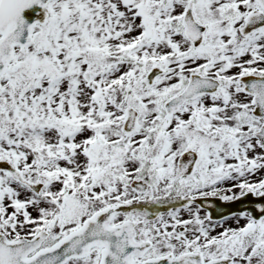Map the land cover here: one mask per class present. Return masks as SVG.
<instances>
[{
	"label": "snow or ice",
	"instance_id": "snow-or-ice-1",
	"mask_svg": "<svg viewBox=\"0 0 264 264\" xmlns=\"http://www.w3.org/2000/svg\"><path fill=\"white\" fill-rule=\"evenodd\" d=\"M0 264H264V0H0Z\"/></svg>",
	"mask_w": 264,
	"mask_h": 264
},
{
	"label": "water",
	"instance_id": "water-1",
	"mask_svg": "<svg viewBox=\"0 0 264 264\" xmlns=\"http://www.w3.org/2000/svg\"><path fill=\"white\" fill-rule=\"evenodd\" d=\"M26 15H30V13H26Z\"/></svg>",
	"mask_w": 264,
	"mask_h": 264
}]
</instances>
